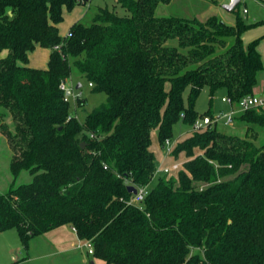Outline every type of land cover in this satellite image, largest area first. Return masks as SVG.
Returning a JSON list of instances; mask_svg holds the SVG:
<instances>
[{
  "label": "trees",
  "instance_id": "trees-1",
  "mask_svg": "<svg viewBox=\"0 0 264 264\" xmlns=\"http://www.w3.org/2000/svg\"><path fill=\"white\" fill-rule=\"evenodd\" d=\"M87 1L0 0V52L8 50L0 107L13 120L1 131L14 180L23 170L32 176L0 193V231L15 228L28 248L70 224L105 264H264V107L234 114L244 134L214 122L216 92L225 88L235 107L264 68L259 38L243 41L254 23L240 2L228 22L200 16L213 1L189 15L158 13L172 0H117L127 14L100 6L91 23L75 21L62 35L64 8ZM37 45L50 49L47 67L28 64ZM73 68L106 94L84 120L60 87ZM205 86L209 107L200 113ZM203 117L207 126L168 153L178 167L154 177L152 131L164 149L177 123ZM131 184L149 185L143 201L130 202Z\"/></svg>",
  "mask_w": 264,
  "mask_h": 264
},
{
  "label": "rangeland",
  "instance_id": "rangeland-1",
  "mask_svg": "<svg viewBox=\"0 0 264 264\" xmlns=\"http://www.w3.org/2000/svg\"><path fill=\"white\" fill-rule=\"evenodd\" d=\"M206 1H215L218 3L217 0H172L170 4H161L158 8V13L160 14H171V13H177V14H189L192 15L193 13H198L200 9L207 4ZM224 3H219L216 5L218 7L219 12H225L226 10L223 7ZM79 8L83 9L85 12L84 16L80 19V21L84 23H91L92 18L94 14L96 13L98 7L100 6H107L110 9L115 10L118 14L124 15L127 14V11L125 8H123L117 0H89L87 3L84 4H78ZM240 6V5H239ZM222 10V11H221ZM202 17V13H199ZM224 17V16H221ZM226 18V17H224ZM226 20H229V18H226ZM69 13L66 11V14L64 16V19L61 23V30H67L69 28ZM247 44V43H246ZM8 50H4L1 55L5 56L7 54ZM72 77L73 81H76L79 79V81L82 83L81 91L82 96L79 97V99L76 101V103L71 107V114L75 115L78 119L84 120L86 114L90 112L95 106L100 104L106 99V94L104 92H92L90 86L87 83V80L80 76L76 69L73 68L72 70ZM187 94V92L185 93ZM222 92L219 90L215 94L214 97V113L216 115H220L218 120L214 121L219 129L226 131V132H235L239 134H244L246 131V127L244 124H241L237 121L232 122V124H228L225 122V118L223 116V108H226L225 101H222L221 99ZM209 88L205 86L197 100L196 108L200 113H203L207 108L209 107ZM4 108L0 107V124L7 123L10 128H13V120L8 112L5 113ZM4 113V114H2ZM216 118V116H214ZM205 119V117L200 118ZM192 127L179 122L175 125V139L173 141V145L176 144L177 139H184L186 136H188L191 132ZM0 193L5 192L9 186L12 184V182H15V184H20L23 182H28L31 180V174L28 170H23L19 174V176L14 180L11 171H10V161L13 156V151L10 148L8 141L6 139L5 134L1 131V125H0ZM152 148L157 149L159 147L158 145V139H157V131L154 129L152 131ZM264 141V129H260L259 136H258V142L261 143ZM157 147V148H156ZM164 152L166 155H168V150L164 148ZM201 150L196 148L195 153H200ZM171 161V159L169 160ZM160 174V172H156L154 177H157ZM176 174V172H175ZM25 247L23 246L20 237L18 235V232L15 228H11L8 230H5L3 234L0 232V264H76V260H74L73 257H69L67 259L66 257H41L38 254V248L34 246L33 250H27L25 251ZM87 249L88 247L84 245L81 247V253L86 257V264H93L91 261L94 260L91 255H87ZM18 253L19 257L17 261H14L13 253ZM22 252V253H20ZM30 254V258L28 260L23 261L22 256H26Z\"/></svg>",
  "mask_w": 264,
  "mask_h": 264
},
{
  "label": "crops",
  "instance_id": "crops-1",
  "mask_svg": "<svg viewBox=\"0 0 264 264\" xmlns=\"http://www.w3.org/2000/svg\"><path fill=\"white\" fill-rule=\"evenodd\" d=\"M217 1L218 3L213 1L211 4H209L207 9L202 13V16H206L209 13H217L220 16L229 18V20H226V18L223 17L226 21L233 22L235 16L232 11L219 12L218 7L216 6L219 3H226L229 0H217ZM78 7L79 5H76L72 10H68L64 8V16L66 14V11H68L69 13V20H70L69 27L73 22L80 21L82 16H84L85 14L84 13L85 11L81 8L77 9ZM238 10L240 12V15L245 19L246 22L254 23L253 26L246 29L242 33L243 41L245 43H248L256 38H259L257 49L260 52L264 64V0H240V6L238 7ZM61 23L62 22L58 24V27L60 33L62 35H65L69 28H67V30L62 31L60 28ZM4 50L0 52V56H2L1 53ZM49 55H50L49 48L37 45L34 50H31L29 52L28 64L33 67H41V68L47 67ZM219 90L222 92V96H221L222 99L223 97L226 96V90L225 88H220ZM253 93L264 96V68L258 73V80L253 88ZM222 101L224 100L222 99ZM226 105H227L226 108H223L222 110L227 112L230 110V105L228 103ZM215 116L219 118L220 115L215 114ZM152 143H153V138H152ZM152 149L155 152L158 166L170 165L171 162L169 161L168 156L165 154L164 149H162L160 145L157 149L155 148ZM0 232L1 234H3L5 230ZM84 242L85 240L79 238L76 230L72 227V225L63 224L58 227L52 228L43 234L31 238L29 242V246L28 248L25 249V251L27 250L28 252L29 249L33 250L35 246L38 248L39 251L38 254L41 257L61 256V257H66L67 259H69V257H73L74 260H76V264H86V257L82 255L80 251L81 247L84 246ZM12 253H13L14 261H17L19 257L18 253L17 252L16 253L12 252ZM87 255L92 256V254L89 253L88 249H87ZM30 256H31L30 254L26 256H22V260L23 261L28 260ZM93 259L94 260L91 261L93 264H105V261L102 259L95 257H93Z\"/></svg>",
  "mask_w": 264,
  "mask_h": 264
},
{
  "label": "built area",
  "instance_id": "built-area-1",
  "mask_svg": "<svg viewBox=\"0 0 264 264\" xmlns=\"http://www.w3.org/2000/svg\"><path fill=\"white\" fill-rule=\"evenodd\" d=\"M66 35H71L70 31H67ZM77 84L78 83L76 81L69 80V79H64L60 83V87L65 93L64 99L68 101L72 106L76 103L79 97L82 96L81 89L76 87ZM91 84L92 83L89 82V85ZM222 99L230 105V110L227 112H223L225 122L228 124H232L234 120V114L238 111H244L252 107H255V108L264 107V96L257 95L254 93L244 95L239 100L237 106L235 107L232 106V101L230 97L225 96ZM206 126H207L206 119H197L195 123L193 124L192 128L194 130H199V129L205 128ZM172 147H173V141L167 138L165 141V148L168 150V152H170ZM178 165H179L178 162H173L170 165L157 166L156 172H164V173L167 172L168 173L172 168H177ZM136 187H137V192L134 193V195L130 199V202H133V203H139L143 201L145 195L148 193V190H149V185H139ZM84 245L88 247L89 253L93 252V247L89 240H85Z\"/></svg>",
  "mask_w": 264,
  "mask_h": 264
},
{
  "label": "water",
  "instance_id": "water-1",
  "mask_svg": "<svg viewBox=\"0 0 264 264\" xmlns=\"http://www.w3.org/2000/svg\"><path fill=\"white\" fill-rule=\"evenodd\" d=\"M240 2V0H229L228 2L223 4V7L226 11H232L235 6ZM81 82H78V84L76 85L77 88H79L81 86ZM129 191L136 193L137 192V187L135 185H129L128 186Z\"/></svg>",
  "mask_w": 264,
  "mask_h": 264
}]
</instances>
